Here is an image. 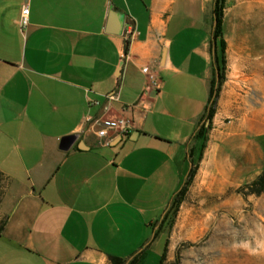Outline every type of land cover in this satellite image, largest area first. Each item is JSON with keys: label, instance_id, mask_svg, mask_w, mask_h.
<instances>
[{"label": "crops", "instance_id": "1", "mask_svg": "<svg viewBox=\"0 0 264 264\" xmlns=\"http://www.w3.org/2000/svg\"><path fill=\"white\" fill-rule=\"evenodd\" d=\"M213 8L0 0V264H141L151 253L166 264L165 216L194 164L198 177L222 182L262 173L264 0H226L225 81L196 159L214 74ZM112 11L124 15L121 34L108 31ZM97 118L132 128L106 144ZM70 135L78 140L63 150Z\"/></svg>", "mask_w": 264, "mask_h": 264}, {"label": "rangeland", "instance_id": "2", "mask_svg": "<svg viewBox=\"0 0 264 264\" xmlns=\"http://www.w3.org/2000/svg\"><path fill=\"white\" fill-rule=\"evenodd\" d=\"M193 168L195 177L167 227L166 264H264V193L247 189L255 179L208 180L198 177V164ZM160 261L151 253L141 264Z\"/></svg>", "mask_w": 264, "mask_h": 264}, {"label": "trees", "instance_id": "3", "mask_svg": "<svg viewBox=\"0 0 264 264\" xmlns=\"http://www.w3.org/2000/svg\"><path fill=\"white\" fill-rule=\"evenodd\" d=\"M226 6V0H214L213 8V21L214 29L211 39V51L214 62V74L211 82V91L208 106L202 123L198 127L195 138L199 142V160L202 158V153L206 148L208 141V134L212 128V120L216 111L218 97L221 91V87L225 81V65H226V42L223 38V18ZM206 122L209 124L206 125ZM196 174V168L190 170L188 178L180 190V192L174 197L171 206L165 216V221L168 226L173 222L177 212L184 201V195L187 191L188 185L192 182ZM247 189L249 193L260 196L264 193V170L252 183L248 184ZM166 255L164 254L159 264H165ZM112 264H125V261L118 257H111ZM130 264H136V261H132Z\"/></svg>", "mask_w": 264, "mask_h": 264}, {"label": "built area", "instance_id": "4", "mask_svg": "<svg viewBox=\"0 0 264 264\" xmlns=\"http://www.w3.org/2000/svg\"><path fill=\"white\" fill-rule=\"evenodd\" d=\"M29 14V6L25 5L22 9L21 18L19 20L21 30H25V28L27 27L29 22ZM130 30L132 34L135 32V26L132 20L130 21ZM143 72L148 74L152 86L155 88H159L160 83L154 72H152L148 67L144 68ZM106 97L110 100H118V97L115 94L107 95ZM92 123L96 128L97 136L103 139L106 144H109L111 140L116 136L127 135L132 128V122L124 118H118L116 120L97 118L95 120H92Z\"/></svg>", "mask_w": 264, "mask_h": 264}, {"label": "water", "instance_id": "5", "mask_svg": "<svg viewBox=\"0 0 264 264\" xmlns=\"http://www.w3.org/2000/svg\"><path fill=\"white\" fill-rule=\"evenodd\" d=\"M124 27V15L112 11L110 14L108 31L113 34H121ZM78 140L77 135H70L62 139L61 148L69 150Z\"/></svg>", "mask_w": 264, "mask_h": 264}]
</instances>
